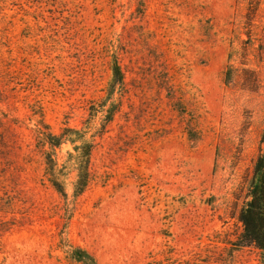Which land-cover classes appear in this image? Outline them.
<instances>
[{"label": "rangeland", "instance_id": "rangeland-1", "mask_svg": "<svg viewBox=\"0 0 264 264\" xmlns=\"http://www.w3.org/2000/svg\"><path fill=\"white\" fill-rule=\"evenodd\" d=\"M66 127L78 195L37 140ZM263 131L264 0H0V264H261L234 243Z\"/></svg>", "mask_w": 264, "mask_h": 264}, {"label": "trees", "instance_id": "trees-1", "mask_svg": "<svg viewBox=\"0 0 264 264\" xmlns=\"http://www.w3.org/2000/svg\"><path fill=\"white\" fill-rule=\"evenodd\" d=\"M112 80L111 84H122L123 74L116 59L111 62ZM87 132L76 128H63L62 131L53 135L49 131L37 130V140L41 144L50 147L44 150V164L47 179L53 188L65 195L64 183L61 180L66 173L64 168L70 169L74 173L73 192L78 195L84 191L89 182V163L94 141L91 137H86ZM70 143L73 152L67 151V158L60 168L56 158L52 155L53 149L63 143ZM259 152L253 164L252 177L247 189L246 201L239 209L237 220L241 224L242 231L238 235L236 246H253L260 253V262L264 264V131L260 140ZM40 144V145H41ZM52 150V151H51ZM82 252L78 258H86L89 264H96L93 257L84 255Z\"/></svg>", "mask_w": 264, "mask_h": 264}]
</instances>
